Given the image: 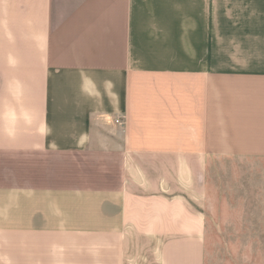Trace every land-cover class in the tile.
Masks as SVG:
<instances>
[{"label":"crops","instance_id":"crops-1","mask_svg":"<svg viewBox=\"0 0 264 264\" xmlns=\"http://www.w3.org/2000/svg\"><path fill=\"white\" fill-rule=\"evenodd\" d=\"M207 204H264V0H0V264H207Z\"/></svg>","mask_w":264,"mask_h":264},{"label":"rangeland","instance_id":"rangeland-1","mask_svg":"<svg viewBox=\"0 0 264 264\" xmlns=\"http://www.w3.org/2000/svg\"><path fill=\"white\" fill-rule=\"evenodd\" d=\"M259 205L264 206L207 204V264H264V225L239 224L243 220L252 222L258 216L255 209ZM260 213L264 215V210ZM211 219L215 225H211ZM237 233L242 234L239 239H235Z\"/></svg>","mask_w":264,"mask_h":264},{"label":"built area","instance_id":"built-area-1","mask_svg":"<svg viewBox=\"0 0 264 264\" xmlns=\"http://www.w3.org/2000/svg\"><path fill=\"white\" fill-rule=\"evenodd\" d=\"M116 123H117V124H121V122H120L119 120H118V121H116Z\"/></svg>","mask_w":264,"mask_h":264}]
</instances>
